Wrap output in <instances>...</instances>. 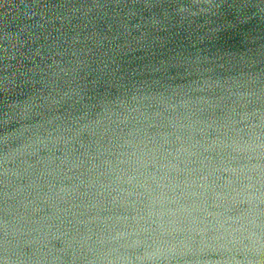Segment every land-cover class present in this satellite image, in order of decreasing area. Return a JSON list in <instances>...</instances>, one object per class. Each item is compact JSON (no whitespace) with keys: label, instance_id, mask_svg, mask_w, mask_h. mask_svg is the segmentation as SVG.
I'll list each match as a JSON object with an SVG mask.
<instances>
[{"label":"water","instance_id":"1","mask_svg":"<svg viewBox=\"0 0 264 264\" xmlns=\"http://www.w3.org/2000/svg\"><path fill=\"white\" fill-rule=\"evenodd\" d=\"M199 2L162 49L116 0H0V264H264V23ZM93 40L119 69L96 106L30 107Z\"/></svg>","mask_w":264,"mask_h":264},{"label":"clouds","instance_id":"2","mask_svg":"<svg viewBox=\"0 0 264 264\" xmlns=\"http://www.w3.org/2000/svg\"><path fill=\"white\" fill-rule=\"evenodd\" d=\"M204 2L207 3V0ZM182 3L185 6H181ZM104 7L105 5L102 4H93L88 10ZM211 7L219 8V5L213 4ZM236 7L238 11L245 7L254 9L252 16L258 17L259 21L264 23V0H245L244 3ZM193 9H198V11ZM143 10H147V16L142 14ZM209 11L210 8L202 7L199 0H192L191 3H188L187 0H132L131 4L123 5L120 0H116V10L112 11V15L118 18L117 24L122 30L118 31L119 35L127 37L131 35V29H135L138 35L132 39L138 46L145 48L158 46L163 49L169 47L174 42V38H179L178 33L170 31L176 27L177 20L181 23H190L192 17L201 16ZM211 15L219 17L222 12H211ZM138 17L140 21L138 24L131 23ZM247 18L245 17V19ZM226 26L205 16L204 24L197 27L206 30L196 36L197 42L212 37L214 33ZM140 29L143 31H139ZM160 32H163L164 35H158ZM185 39L191 41V33ZM93 44L94 48L86 46L84 50L74 53V59L69 61L67 66L61 67L58 73L53 74L54 81L51 84H45V89H51L48 94H37L36 100H39L40 103H32L30 107L39 109L54 106L64 108L67 112L84 111L87 115L88 111L96 106L98 90L113 86L119 80V69L114 58L101 50L103 45L100 41L93 40ZM179 46L183 47V45ZM172 51H176V49L172 48ZM71 249L72 246L68 245L60 249V252L68 256L67 264H76L82 257ZM85 264H90V262L86 261Z\"/></svg>","mask_w":264,"mask_h":264}]
</instances>
